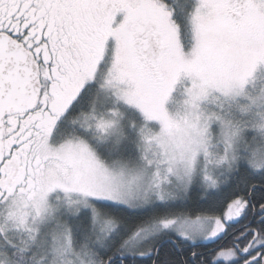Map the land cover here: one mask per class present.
I'll use <instances>...</instances> for the list:
<instances>
[{"label":"snow or ice","instance_id":"1","mask_svg":"<svg viewBox=\"0 0 264 264\" xmlns=\"http://www.w3.org/2000/svg\"><path fill=\"white\" fill-rule=\"evenodd\" d=\"M0 264H264V0H0Z\"/></svg>","mask_w":264,"mask_h":264}]
</instances>
